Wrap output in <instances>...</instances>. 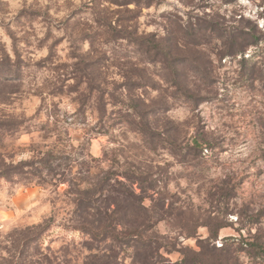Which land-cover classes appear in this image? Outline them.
I'll return each instance as SVG.
<instances>
[{
    "label": "rangeland",
    "instance_id": "374dc122",
    "mask_svg": "<svg viewBox=\"0 0 264 264\" xmlns=\"http://www.w3.org/2000/svg\"><path fill=\"white\" fill-rule=\"evenodd\" d=\"M117 1L0 0V264H174L209 237L207 217L224 225L210 247L264 245V0H150L129 5L131 13ZM90 4L138 37L170 34L176 61L99 40ZM231 43L242 53L226 55ZM148 129L182 150L155 145ZM196 135L213 149L191 155ZM136 172L157 182L155 230L175 244L161 258L134 259L131 248L93 243L71 227L84 190L105 179L112 198L126 191L118 182L139 194ZM167 207L200 221L195 237L179 235ZM23 235L31 239L24 248ZM254 252L233 257L264 264Z\"/></svg>",
    "mask_w": 264,
    "mask_h": 264
},
{
    "label": "trees",
    "instance_id": "16d2710c",
    "mask_svg": "<svg viewBox=\"0 0 264 264\" xmlns=\"http://www.w3.org/2000/svg\"><path fill=\"white\" fill-rule=\"evenodd\" d=\"M131 4L134 5L135 8H148L150 7V0L145 2H142L141 0H122L116 2V6H118L120 10H123L119 12L124 13L132 12V10L127 8ZM88 7L93 11V13L96 11L92 4ZM94 15L98 30H96L97 32L93 35L98 36L99 40L103 39L102 37H108V39L112 40L120 39L125 41L128 45L143 51L144 54L149 56L153 61H157L159 59H163L167 63L169 61H176L175 59H171V52L172 47H176L177 40L171 37L170 34L168 37L160 40H155V36H150L147 39L141 38L132 32H128L124 29V27H122V29L112 27L111 23L113 22L110 23L109 21L111 20L102 16L99 12H95ZM124 21H126L125 18H122L121 22L124 23ZM191 24L192 23L187 24V27L185 26L186 29H189L185 34L187 35L186 37L194 39L196 38L197 32H195V30L191 27ZM240 32L241 31L238 33ZM234 35L235 34L231 33L230 39H235ZM83 39L86 40L87 37ZM232 46L234 47L229 46L226 48V55L230 54L232 56H237L238 53H242V50H240L239 47H236L237 45L232 44ZM93 55L91 52L87 54L89 58ZM245 62L246 61L243 58L241 64ZM82 63L83 61L81 59V64ZM86 67L88 70H91L90 73H93L97 67V62H94L93 64H86ZM173 69L176 70L175 68ZM175 75L179 76L177 70ZM200 75L204 77L206 76V73L202 72ZM88 77H91L90 74ZM137 81L140 82L141 79L137 78ZM175 84L178 89V93L181 94V97L186 101H192L194 96L190 93V91L176 82ZM144 126L146 128V125ZM148 131L150 132L143 130L142 134L145 138L146 136L153 134V137L157 140L155 145H167V148L170 151L174 150L179 152L182 150L180 148L182 145L177 144L173 139L169 137L166 138V136L159 133H151V130L149 129ZM149 141L150 142L148 143H150V145H154L153 140ZM186 146L190 154L194 156L197 152L201 153L203 149H213L214 144L205 140L203 135H196L192 138L191 143ZM134 174L136 175V177H134L135 182L140 190L139 194H136L135 190H133L131 186L127 187L118 182L121 189L125 188L126 191L125 193L117 191L116 194L118 195V198H112L113 191L109 190L111 185H109L105 179L102 180V182H100L95 189L84 190V193H81L80 198L75 203L77 220L71 227L73 230L86 235L93 243H114L120 245L121 247L131 248L134 252V259L143 260L146 258L148 260L149 258L154 259L155 257L161 258V256L158 255L159 252L161 250H164L165 252H168L170 249L173 250L175 244L163 242L165 238L159 236L155 230L157 221H161V217L155 218L157 206L153 205L155 204L154 202L157 201L154 197V195H157V182L152 178V176L148 175L147 177L142 178L143 176L137 174V172ZM147 199H149L151 203L149 206L145 205V201ZM163 203L164 202L162 201L160 202L161 207H164ZM112 207L115 209L112 210ZM163 209L164 208H162V210ZM164 213L174 217L175 222L173 221V223H175V226L179 227L180 236H185L186 238H193L196 236L197 228L200 227L198 225L200 221H198L197 218L194 220L191 213H188L187 217H185L183 210L180 209V211L173 213L172 207H169V209L167 207V210L164 209ZM217 221L219 222V218L211 219V217H207V225L205 227L208 229L209 237L204 241L198 240V252L185 250L182 252L183 259L174 264H237L233 254L248 250L252 253L257 251L258 254L256 256L261 260H264V245L258 243L257 240L244 244L242 241H233V243L228 244L226 247L222 245L218 249L214 246L210 247V244L217 240L219 230L224 227V225L216 224ZM212 224H214V226H212ZM44 232L45 228L43 227L38 231V235L36 234V236L33 237H38L37 239H39L42 237ZM30 240L31 239H29L28 236L23 235L20 245L22 243L23 248L28 247L27 244L30 243ZM235 243L241 250H237V248L233 249ZM18 260V264H24L20 258Z\"/></svg>",
    "mask_w": 264,
    "mask_h": 264
},
{
    "label": "built area",
    "instance_id": "2783aa9c",
    "mask_svg": "<svg viewBox=\"0 0 264 264\" xmlns=\"http://www.w3.org/2000/svg\"><path fill=\"white\" fill-rule=\"evenodd\" d=\"M220 247V246H219Z\"/></svg>",
    "mask_w": 264,
    "mask_h": 264
}]
</instances>
